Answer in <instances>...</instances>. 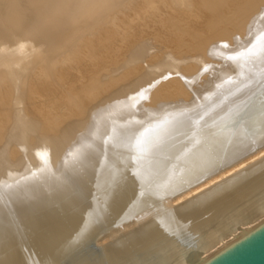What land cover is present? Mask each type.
Wrapping results in <instances>:
<instances>
[{"label":"bare ground","instance_id":"bare-ground-1","mask_svg":"<svg viewBox=\"0 0 264 264\" xmlns=\"http://www.w3.org/2000/svg\"><path fill=\"white\" fill-rule=\"evenodd\" d=\"M264 222V0H0V264H201Z\"/></svg>","mask_w":264,"mask_h":264},{"label":"water","instance_id":"water-1","mask_svg":"<svg viewBox=\"0 0 264 264\" xmlns=\"http://www.w3.org/2000/svg\"><path fill=\"white\" fill-rule=\"evenodd\" d=\"M201 264H264V222Z\"/></svg>","mask_w":264,"mask_h":264}]
</instances>
